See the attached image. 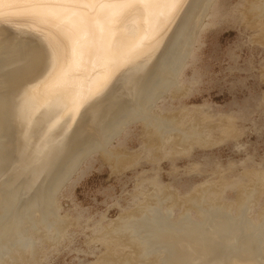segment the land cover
Instances as JSON below:
<instances>
[{
	"label": "rangeland",
	"instance_id": "rangeland-1",
	"mask_svg": "<svg viewBox=\"0 0 264 264\" xmlns=\"http://www.w3.org/2000/svg\"><path fill=\"white\" fill-rule=\"evenodd\" d=\"M256 1H212L209 16L204 18L202 28L193 34L185 58L163 90L166 92L162 91L163 94L155 98L157 101L147 100L148 106L141 112L140 119L121 126L108 143L106 154L92 150L89 156L87 153L86 158L83 157L74 173L71 172L59 192L57 190L50 215L44 203V212L33 211L34 215L31 212L37 220L30 214V219L23 216L19 220H23V226L24 221L31 222L26 223L25 230L20 226V232L14 234L23 245L14 238H11L15 240L13 244L9 238L0 239V244L10 241L3 243V247L0 245V264H141L155 261L162 251L151 254L145 251V246H155L152 240L159 236L138 227L132 220L134 224L127 225L129 222L125 220L132 215L139 224L147 217L155 224L158 215H166L162 217L166 219L169 216L171 222L163 230H170L184 221L189 225L186 219L189 223H202L206 220L205 213L208 219L212 211L211 216L222 215V219L232 216L234 221L238 220L235 222L250 219L254 226L258 224L259 230L257 226L255 229L261 236V248H264V18H261L264 11L254 9L252 2ZM162 57L159 65L166 61L167 56ZM148 108L150 114H147ZM199 198L204 203L199 202ZM195 200L201 203L200 207L199 203L195 206ZM202 205L204 208L211 205L212 209L205 208L210 212H203ZM237 205L245 207L244 212L238 208L239 214L244 213V216L240 217L235 211ZM152 206L157 209L152 210ZM155 210L157 213L153 215ZM8 218H12L11 214L6 221L1 218L4 222L0 219V232ZM118 218L131 228L126 229ZM123 226L124 230L119 229ZM131 233L136 236L133 241ZM139 234L142 241L137 239L141 237ZM167 243L174 244L171 240ZM5 245L13 248L6 246L10 249L7 252ZM141 249L149 258L140 260ZM263 252L264 249L260 251L262 257Z\"/></svg>",
	"mask_w": 264,
	"mask_h": 264
},
{
	"label": "bare ground",
	"instance_id": "bare-ground-1",
	"mask_svg": "<svg viewBox=\"0 0 264 264\" xmlns=\"http://www.w3.org/2000/svg\"><path fill=\"white\" fill-rule=\"evenodd\" d=\"M212 1L178 0L177 4L164 9L161 15L154 17L147 24L141 15L133 16L125 22H120L119 18L105 20L104 35L91 38L84 60L79 66L72 62L68 42L53 28H46L44 24L35 20L23 18L22 10L14 5L8 3L3 5L0 9V219L6 221L5 218L10 214L12 218H8L9 221L3 224L0 239L14 238V234L20 232L19 227L23 226L21 225L23 220L22 222L19 220L23 216L30 219L31 212L34 215L33 211L42 212L44 203L47 205L46 212L50 209V213L47 212L50 215L51 209L54 208L55 194L59 192L60 187L62 188V183L67 181L65 179L70 177L71 172L84 160L83 157L92 150L105 152L110 145L108 143L114 139L112 137L121 130L122 125L142 117L141 112L148 106L149 98L153 101L160 93L166 92L163 90L171 82L176 67L185 58L193 34L202 28L205 23L203 21L209 16ZM252 5L255 6L254 9L264 11V0L252 2ZM263 16L261 18H264ZM53 38L56 45L65 52V60H62L61 52L54 47ZM161 57L166 58V61L159 65ZM66 69L69 70L65 71ZM169 121L167 123H170ZM157 126L159 128L161 125ZM166 126L168 128V124ZM107 154L110 155L109 151ZM19 196L24 198L20 201ZM201 201L203 200L200 199L199 202ZM196 203L197 200L195 206ZM200 205L201 203L198 207ZM237 206L239 207L236 209H243L244 212L243 205ZM209 207L205 206L206 209H212ZM35 208L37 209L34 210ZM205 208L203 212H210ZM188 209L186 212H189ZM236 209L235 211H240ZM226 210L228 211L225 209L224 212ZM154 212L157 213L155 210L153 215ZM247 212L245 214H249ZM210 213L212 215L213 211ZM237 214L240 217L244 216L242 215L244 213ZM211 215L207 219L205 213L206 220L202 223L190 222L193 226L186 219L189 225L184 224V221L170 230L169 228L163 230L167 227L165 225L171 222L169 216L167 217L169 220L162 218L166 215L162 217L158 215L155 224L147 215L146 219L141 217L144 219L141 224L138 223L139 220L135 222L137 218H131L134 215L127 217L128 219L123 218H126L125 222H129L127 225L137 223L138 227H144L147 231L151 230L149 233L153 232L159 236L158 239L152 240L155 246L149 244L151 246L149 247L145 244L147 245L145 250L143 242L141 245L143 250L150 251L151 254L153 251L162 252L157 255L158 257L155 255V261L145 260V263L141 264H264V257L260 254L264 249L261 248L263 243L255 229L258 224L254 226L252 224L254 222H249L250 219L248 222H235L238 220L234 221L230 214L232 219L230 217L222 219V215L217 214ZM205 216H202L203 220ZM121 219L119 221H123L124 224V220ZM24 222L25 225L21 228H26V223L30 221ZM118 224L120 225L119 222ZM172 225L175 224L171 223ZM256 228L259 230L258 226ZM119 229L124 230V226ZM134 229L131 231L134 232ZM141 234L145 235L142 232ZM146 235L148 236L147 233ZM132 237V241L135 240L136 236L132 234ZM140 238L142 236L137 239ZM168 240L174 244L167 243ZM10 241L8 242L11 244L13 241L12 239ZM18 243L17 245H20ZM8 247L7 252L10 251ZM145 251L143 253L141 249L140 260L148 257Z\"/></svg>",
	"mask_w": 264,
	"mask_h": 264
},
{
	"label": "snow or ice",
	"instance_id": "snow-or-ice-1",
	"mask_svg": "<svg viewBox=\"0 0 264 264\" xmlns=\"http://www.w3.org/2000/svg\"><path fill=\"white\" fill-rule=\"evenodd\" d=\"M5 3L20 8L23 18L35 20L59 33L70 46L73 64L79 66L91 38L104 35L105 20L119 18L120 22H125L141 15L147 24L178 0H0V9ZM53 44L65 60V52L56 45L55 38Z\"/></svg>",
	"mask_w": 264,
	"mask_h": 264
}]
</instances>
